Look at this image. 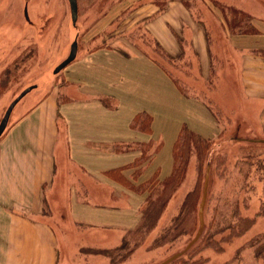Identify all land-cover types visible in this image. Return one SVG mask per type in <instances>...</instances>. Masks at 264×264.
I'll return each instance as SVG.
<instances>
[{"label": "rangeland", "instance_id": "obj_1", "mask_svg": "<svg viewBox=\"0 0 264 264\" xmlns=\"http://www.w3.org/2000/svg\"><path fill=\"white\" fill-rule=\"evenodd\" d=\"M169 6L176 11L180 7L188 8L195 21L203 17L209 19V26L203 25L201 29L204 28L213 43L212 49L220 57L214 61L217 68L213 79L204 77L206 71L201 69L193 44L186 55L189 61L184 55L172 56L177 59L173 61L164 56L158 37L150 32L152 23L146 19L156 10L153 16L161 17L158 22H163V13ZM78 7L74 25L68 0H0V122L10 103L24 89L36 85L18 103L8 127L42 102L44 107L31 117L38 126L40 114L44 112L48 121L55 107L58 112L62 109L67 118L80 123L108 120L110 123L98 130L105 135H119L123 120L118 112L108 117L94 109L62 107L68 98L66 95L73 89L64 90L66 76L74 74L75 70L85 72L77 58L60 73H54L68 57L75 40L80 55L107 41L121 49L118 42L123 40L131 46L127 47L130 50L157 58L176 76L173 80L177 89L186 97L203 102L215 121L201 114L193 100L178 101L174 90L171 101L168 80L164 78V84L157 74L140 70L124 74L123 79L115 78L119 87L114 90L121 93L122 90H156L165 103H171L169 111L165 112L167 117L161 114L163 108L158 103L154 108V136L160 149L155 152L159 155V167L153 175L156 173L166 179L173 173L171 150L179 125L205 137L213 146L201 166L198 157L187 152L188 164L180 166L178 171L175 169L180 175L173 174L168 183L160 182L151 187L155 190L145 209L150 206L152 211L144 213L145 221L139 210L146 205L144 197L148 192L137 193L116 184L96 182L91 188L93 181L88 183L90 177L84 173L74 170L71 175L66 174L65 152L60 151L64 148L53 153L49 147L37 153L27 140L22 150L27 149L30 159L35 158L28 160L29 168L36 162L35 168L41 169L39 164L44 173L50 169L53 177L59 172L57 184L47 193L52 197L50 205L42 209L43 214L41 210L36 214L37 219L55 227L60 236L59 264H161L178 253L181 255L170 264H264V142L261 141L264 140V83L256 87L252 75L250 80L245 78L249 73L245 71V64L250 63L252 69L261 61L262 69L264 53L256 49L248 53L246 62L239 57L241 52L229 49L224 33V26L236 25L235 19L243 17L235 10L248 11L264 19V0H78ZM216 13L228 21L220 24ZM172 17L179 28L180 16ZM195 27L191 29L197 35ZM156 29L160 30L157 34L164 35L162 27ZM181 35L178 30L172 33L175 40H180ZM228 50L236 54L234 64L225 61H228ZM107 75L109 73L104 71L102 86L111 90ZM21 131H25L24 128ZM81 131L82 127L74 130L76 135ZM52 159H56L57 164L55 161L51 164ZM208 164L211 168L204 210L205 228L197 242L187 249L200 227L199 208ZM141 177L137 174L134 179ZM239 217L254 222L242 232L231 234L230 227L238 224Z\"/></svg>", "mask_w": 264, "mask_h": 264}, {"label": "crops", "instance_id": "obj_2", "mask_svg": "<svg viewBox=\"0 0 264 264\" xmlns=\"http://www.w3.org/2000/svg\"><path fill=\"white\" fill-rule=\"evenodd\" d=\"M178 9L179 11H176L175 7L169 6L163 13V22H158L161 21V17L153 16L156 10L150 12L153 15L146 19L152 23L153 28L150 32L158 37H156L157 40L171 57L186 56L191 50L190 47L194 45L197 59L202 65L201 69L206 71L204 77L213 79L215 68H217L214 61L219 60L220 57L219 53L212 49L213 43H211L209 36L204 33V28L201 29L203 25L209 26V19L203 17L195 21L188 8L180 7ZM247 13L253 16L248 11ZM173 15L180 16L178 18L179 28L175 26L177 20L173 19ZM218 16L217 14L215 18L224 25V19ZM253 22L259 30V33L254 35H230L227 27L224 26L229 49L231 48L233 52L236 50L241 52L239 57H243L246 62L247 57H249L248 53L256 49L258 52L260 50L264 53V19L253 16ZM193 26H197L195 27L198 29L197 35H195V30L191 29ZM158 27L163 28V36L157 34L160 31L156 29ZM177 30L182 34L180 40H175L172 37L173 31ZM155 37L153 38L155 39ZM118 45L120 48L130 46L126 41L123 43V40L119 41ZM122 48L119 49L107 41L81 55L78 49L77 58H80L78 61L82 63L81 67L85 68V72L79 73L78 70H75L74 74L70 73L66 76V86L62 85L64 90H71L73 87L68 95L65 94L68 98L65 99L67 104L62 103L63 108L66 106L70 107V110L74 107L83 110L94 109L108 115V117L111 113H120L123 123L122 126H119L121 132L118 136L114 137L108 133L105 135L104 131L98 130L104 125L107 126L110 123L108 120H97L90 122V124L80 123L67 118L62 109L63 112H58L55 107L48 121L44 112L40 114L38 126L36 120L31 119V117L44 107L42 102L28 109L12 123L4 134L0 142V264H59L61 259L60 236L55 227L36 218V214L40 210L43 214L42 209L50 205L49 202L52 197L48 196L47 193L57 184L59 172L53 177L50 169H46L44 173L39 164L38 167L41 169L35 168L36 162H32L34 167L29 168L28 160L35 158H29L30 154L27 149L22 150V145H26L27 140L31 142L32 149L37 153L49 147L52 148L53 153L57 152L55 150L64 148L60 151L65 152L64 158L68 168L66 174L71 175L74 170L84 173L90 177L88 183L93 181L91 188L95 182L104 185L116 184L123 188L122 185L108 179L106 172L131 165L145 155L149 159L145 163L146 165H142L144 169L140 173L142 177L134 182H139V180L144 182L159 167L157 165L159 155H156L155 152L156 149H160V143L156 142L154 136L156 129L154 108L158 103L160 108H163L161 114L167 117L165 112L169 111L168 106L171 103H165L156 90H122V93L120 90H114L119 87V82L115 81V78L120 76L123 79L124 74L140 70L157 74L163 81L166 78L169 83V90L167 91L171 101L172 90H174V95L178 101H183L182 99L193 100L201 114L208 116L209 121L214 123L215 117L206 109L204 103L183 95L173 80L176 76L157 58L155 59V57L141 51H133L129 48H123V50ZM227 53L228 61L227 59L225 61L234 64L233 57L236 54H232L229 50ZM79 55L80 57H78ZM175 57L173 60H177ZM186 58L189 61V57L186 56ZM259 63L261 61L255 63L257 66L252 67V69L250 63L245 64V66L247 65L245 71L249 72L245 78L250 80L252 75L251 80H256V82L254 81L256 87L264 83V63L261 64L262 69H260ZM104 71L109 73L107 76L111 80L109 82V87H112L111 90L102 86ZM251 72L255 74H251ZM71 93L73 96H70ZM112 103L113 106H110ZM137 113L149 116L150 121H144L137 127H133V119ZM24 123L26 124L22 127ZM76 124L80 125L77 126ZM81 127V134L76 135L74 130H79ZM110 127L115 128L114 126ZM23 128L25 131H21ZM182 128L183 126L179 125L175 132L179 135ZM172 134L174 133L172 132ZM54 161L57 164L56 159H52L51 164ZM69 165H73V168H69ZM133 170V168L125 169L124 173L129 178ZM40 174L44 175L41 176ZM91 188L85 190L90 191Z\"/></svg>", "mask_w": 264, "mask_h": 264}, {"label": "trees", "instance_id": "obj_3", "mask_svg": "<svg viewBox=\"0 0 264 264\" xmlns=\"http://www.w3.org/2000/svg\"><path fill=\"white\" fill-rule=\"evenodd\" d=\"M240 10L241 9H239L238 11L235 10L236 14L243 16L245 19L243 17L239 16V17H237L238 20L235 19L236 25H234V24H232V25L229 24V26L226 25L228 33L230 35H254V34L259 33V30L257 29V27L255 26V24L253 22V16H251L250 14L246 13L243 10H241V11ZM227 21L228 20H225V23ZM163 52H164V56L168 60L173 61V57H171L169 54H167V52L164 49H163ZM183 93L187 95V93L185 91ZM144 121H146V122L150 121V117L143 115V113H137L133 119V127H137L138 124H142ZM212 147L213 146H212L211 141H209L205 137L199 135L198 133H196L192 129L188 128L187 126H183V128L181 129V131H180V133L176 139V141L174 142L173 149H172L173 173L171 175H169L166 179L165 178L164 179L159 178V176L155 175L156 174L155 173L153 175V178H151L149 181L141 182V183L140 182H134L136 180V178L134 179V176L141 173L142 165H144V163H146L149 159V158H147L146 155L139 158L137 161H135L131 165H127V166H123V167H119V168L109 170L108 172H106V176L108 177V179L115 181L117 184L122 185L123 187H127L132 192H137V193L138 192H141V193L142 192H148V194L144 197V199L146 200V205L144 206V208L139 210L140 215L142 213V217H145L144 215L146 213H150L152 211V210H150V206L147 208V210L145 209L149 200H151L150 196L152 195V193H154V190H155V188L152 189L151 187L154 184L155 185L159 184L160 182H165V183L167 182L168 183V181H171L173 174L178 173L176 171L181 169V167L185 163L188 164V161H189L188 158L189 157H187V155H186L187 152L189 154L191 152H192L191 154L194 153L198 157L197 159H199V163L201 166L206 161V158H207L209 152L211 151ZM207 167H209V172H210L211 164H208ZM129 168L134 169L133 173H132L133 178H128L124 173V170L129 169ZM175 169H176V171H175ZM174 171H175V173H174ZM178 175H180V174L178 173L176 176H178ZM160 180H162V181H160ZM151 205H153V204H151ZM196 205H197V203H196ZM161 206H163V202H162ZM143 220L145 221L146 217H145V219L143 218ZM237 222H238V224L236 226L230 227L231 228L230 229L231 234H238V233L242 232L244 227H247V228L250 227L254 221L249 220L247 218L245 219V218L239 217L237 219ZM235 230H237V231H235ZM215 244H217V243H215ZM175 262H177V261H175Z\"/></svg>", "mask_w": 264, "mask_h": 264}, {"label": "water", "instance_id": "obj_4", "mask_svg": "<svg viewBox=\"0 0 264 264\" xmlns=\"http://www.w3.org/2000/svg\"><path fill=\"white\" fill-rule=\"evenodd\" d=\"M69 4H70V10H71V16H72V20H73V24L75 25L78 19V12H79V7H78V0H68ZM78 41L75 40L72 45H71V49L69 52L68 57L63 60L55 69H54V73L58 74L60 73L63 69H65L69 64H71L77 57V53H78ZM36 88V85L33 86H29L26 89H24L8 106L3 118L1 119L0 122V138L4 135L9 120L11 118L12 112L14 110V108L16 107V105L28 94L30 93L33 89ZM262 142H264V140H261ZM208 185H209V167L207 169V173H206V177H205V182H204V188H203V196H202V201L200 204V208H199V222H200V227L198 230V233L196 235V237L188 244L187 249H189L190 247H192L197 240L200 238V236L202 235L204 228H205V218H204V210H205V205H206V201H207V196H208ZM186 249V250H187ZM181 255V253L175 254L172 257L168 258L167 260H165L164 262H162L161 264H170L172 261H174L176 258H178Z\"/></svg>", "mask_w": 264, "mask_h": 264}, {"label": "flooded vegetation", "instance_id": "obj_5", "mask_svg": "<svg viewBox=\"0 0 264 264\" xmlns=\"http://www.w3.org/2000/svg\"><path fill=\"white\" fill-rule=\"evenodd\" d=\"M25 11H27V10H25ZM17 105H18V104H17ZM17 105H16V106H17ZM15 108H16V107H15ZM14 110H15V109H14ZM14 110H13V112H14ZM12 114H13V113H12ZM11 116H12V115H11Z\"/></svg>", "mask_w": 264, "mask_h": 264}]
</instances>
